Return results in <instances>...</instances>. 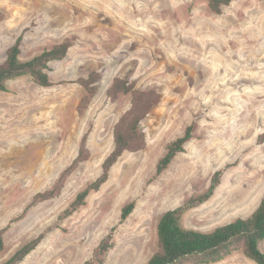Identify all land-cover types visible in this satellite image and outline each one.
I'll use <instances>...</instances> for the list:
<instances>
[{"label":"rangeland","instance_id":"374dc122","mask_svg":"<svg viewBox=\"0 0 264 264\" xmlns=\"http://www.w3.org/2000/svg\"><path fill=\"white\" fill-rule=\"evenodd\" d=\"M0 62L22 35L21 60L66 38L67 56L49 63L50 86L24 75L0 90V263L41 233L18 264H83L117 225L104 264H148L158 251L163 213L203 194L218 169L213 196L182 216L211 231L249 216L264 196V0H232L221 13L208 0H0ZM100 74L93 92L77 80ZM116 77L155 89L160 100L141 122L146 145L125 151L86 204L59 216L101 173L131 94L113 98ZM194 124L193 137L160 175L168 145ZM85 140V159L61 192L52 188ZM135 201L121 221L124 205ZM264 250V240L260 243ZM187 264H193L188 262ZM209 264H258L242 249Z\"/></svg>","mask_w":264,"mask_h":264},{"label":"trees","instance_id":"16d2710c","mask_svg":"<svg viewBox=\"0 0 264 264\" xmlns=\"http://www.w3.org/2000/svg\"><path fill=\"white\" fill-rule=\"evenodd\" d=\"M232 0H208L210 9L221 13L223 7L229 5ZM1 20V16H0ZM22 38L20 35L15 43L7 50V57L0 62V90H9V81L24 75H30L43 86H50L53 81L48 73L49 63L54 60H62L69 53L73 41L66 38L53 47L44 50L29 60H21ZM100 74L91 72L86 77H80L79 82L85 89L93 92L95 83ZM109 95L113 98L121 93H130L131 105L120 117L114 130L115 146L105 158L102 173L83 190H81L70 205L59 216L65 219L86 204V199L92 191L99 190L110 177L114 164L125 151H138L146 145L144 134L140 130L141 122L147 117L151 108L160 100V93L155 89L144 90L137 88L128 79L116 77L109 87ZM194 124H190L185 133L168 145L167 152L157 163L154 178L167 169L173 159L185 151L187 142L193 137ZM85 140L82 149L73 162L62 172L55 185L35 195V199L46 200L59 194L65 185L67 178L85 159ZM224 168L215 171L209 188L201 195L192 196L183 204L171 208L163 213L158 223L159 249L148 261V264H209L220 261L233 251L242 249L244 254L258 264H264V250L260 243L264 240V196L256 209L247 217H239L228 223L217 226L211 231H202L187 228L182 224V216L189 209L204 203L210 199L222 181ZM136 202L131 201L123 206L121 221H125L135 208ZM113 226L109 233L102 238L94 249L93 255L83 264H104L108 252L115 245V231ZM6 228L0 230V252L4 250L6 241L4 233ZM46 232L30 240L19 248L9 259L0 264H18L23 261L43 241Z\"/></svg>","mask_w":264,"mask_h":264}]
</instances>
